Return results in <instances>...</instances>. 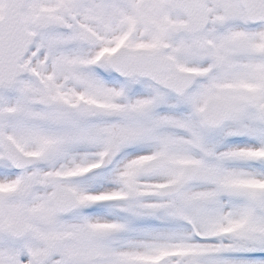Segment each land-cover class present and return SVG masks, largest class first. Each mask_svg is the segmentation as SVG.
<instances>
[{"label": "snow or ice", "instance_id": "1", "mask_svg": "<svg viewBox=\"0 0 264 264\" xmlns=\"http://www.w3.org/2000/svg\"><path fill=\"white\" fill-rule=\"evenodd\" d=\"M0 264H264V0H0Z\"/></svg>", "mask_w": 264, "mask_h": 264}]
</instances>
